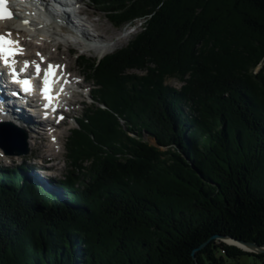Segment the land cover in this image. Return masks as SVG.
Instances as JSON below:
<instances>
[{
    "label": "trees",
    "instance_id": "trees-1",
    "mask_svg": "<svg viewBox=\"0 0 264 264\" xmlns=\"http://www.w3.org/2000/svg\"><path fill=\"white\" fill-rule=\"evenodd\" d=\"M92 2L142 30L80 58L94 103L63 178L0 168V264H264L208 242L264 245V0Z\"/></svg>",
    "mask_w": 264,
    "mask_h": 264
},
{
    "label": "rangeland",
    "instance_id": "rangeland-1",
    "mask_svg": "<svg viewBox=\"0 0 264 264\" xmlns=\"http://www.w3.org/2000/svg\"><path fill=\"white\" fill-rule=\"evenodd\" d=\"M92 3H93L92 0H82L80 3V8L81 9L82 8H88L90 11L95 12L96 13L95 17H93L92 19L102 20V22H104L106 24L107 29H106V32L104 34L105 38L101 39V41L105 42L104 45L102 44L104 47L101 46V47L97 48L95 51H91L88 48H85L83 46V45H86L85 42L83 44L80 43L78 45L75 43H67L66 41L62 40L59 37L58 38L53 37L48 42L49 48H47V49L41 48V50H42L41 53L46 55V57H48V60L57 61V62H60V64L65 63V65L68 66V68L70 70L69 74L74 73V75H87V80H88L89 85H87L84 88V90H83L84 96H82V100L85 103L84 104H76L75 105L76 110L72 113L73 115L70 114V116H67L66 124H61L60 126L56 127L58 129V131L60 132V134H62V135H60V140L58 142L59 146H55L54 150L53 149L50 150L49 148L42 149L41 152L43 151V153H45L44 155H46V157H42V156L38 155V152L35 150L33 151V153H31V151H30L29 155L27 154V155H21V156H18V155L14 156V155H7L3 149H0V167H8V166L18 167L21 164H24L27 167L26 170H28V174H29L32 172L37 173L36 170H32L33 169L32 166L36 164L39 166L40 170H42V171L46 170L45 168H47V170H48L47 172H49V173H47L48 176H46V177H42V175H40V176H41L43 182H48V183L51 182L50 184H53L55 182L57 183L61 178L64 177V175L66 173L69 172V162L67 160L68 157H67V148H66V145L68 142V137L70 136L71 131H73L78 126L77 119L84 116L86 110L89 108L91 103H94L92 94L94 93L95 84L93 83L92 80L89 79L90 72L87 70V68L85 66L81 65V63H79L80 58L86 57V58H88V60H91V61L99 60L102 58V56H100V54L102 52H104L107 55V54L114 52L116 49L118 50L122 47H126L129 44V42L131 40H133L135 35L142 30L141 23H138V25H136L134 27H132V25H128L125 28H118L116 25H114L109 20L107 13L104 12V10L102 8H100L99 6H95ZM86 17H87V15H86ZM92 19H90V20H92ZM90 29H91V33L94 35V37L102 32V30L98 31L95 27H91ZM124 34H127V37L125 36L124 38L120 39V43H118V45L116 44L115 46H111L113 41H116L117 39L121 38L122 36H124ZM17 36H18V39L22 40L25 44H27V46L32 44V42L29 41V40H32L31 37L25 36V34H18V33H17ZM52 40H54V41H52ZM56 41L57 42L59 41L62 44V45H60L59 49H58V47H54V45H56ZM40 42H42V41L40 40ZM42 43H44V41ZM105 44L107 47L106 49H105ZM69 47H71V51H69ZM32 53H34V55H33L34 58L36 60H38L37 58H39V56H36V49H33ZM81 69H82V71H80ZM76 70L78 71V73ZM132 73H137V74L141 75V74H144L145 71L133 70ZM76 80L78 81L79 78H77ZM167 83L172 85L174 88H177V89L181 88V86L183 85V82H181L178 79H173V78L168 79ZM25 130H28V128ZM144 139L146 141L150 142L151 144H154V145L156 144V140L147 134L144 135ZM55 142L56 141H54V143ZM47 143H49V142H47ZM54 151L56 153L58 152L59 159H55L54 157L50 156V155H52V153ZM47 162H48V164H44ZM53 163H56L57 166H56V168L51 169L49 166ZM41 166H43V168ZM49 175H51L52 178H50ZM41 185H42V183H41ZM50 187H53V186L51 185ZM226 264H261V262L257 258L253 257V255H243L240 257V259L238 261H236L235 259H229Z\"/></svg>",
    "mask_w": 264,
    "mask_h": 264
},
{
    "label": "bare ground",
    "instance_id": "bare-ground-1",
    "mask_svg": "<svg viewBox=\"0 0 264 264\" xmlns=\"http://www.w3.org/2000/svg\"><path fill=\"white\" fill-rule=\"evenodd\" d=\"M79 5H80V3H79ZM68 7L69 6H66V8H68ZM81 11H82V14L85 16L84 19L88 21L90 27H95L98 31L102 30V32L95 37L93 36V34L86 35V37L84 39L85 44L89 47L93 43H97V44L103 43L104 44L105 42L101 41V39L105 38L104 34L106 32V29H107L106 24L104 22H102V20L92 19L93 17H95L96 13L93 11H90L88 8H82ZM35 12H36L35 9H33L32 7H29V8L22 10V12H20V13L18 12L16 15V18L12 19L11 21L6 22V23H0V32L6 33L7 31H10L11 37H14V40L18 41L17 45L24 49L23 50V56H25V59H24L25 62L29 61L30 59L35 60V58L33 56L34 53H32L33 49H36V56H37L38 52L42 51L41 48H45V49L49 48L48 42L53 37L54 38L59 37L62 40L66 41L67 43H74V42H71L69 39L66 38V35H68V33H71L70 31H72L70 26L64 25L63 30H62L61 28H58L55 25H48L45 21L38 18V16H36ZM86 15H87V17H86ZM90 19H92V20H90ZM24 21H28V23H32V25L35 24L36 26L26 25L24 23ZM17 33L18 34H25V36L31 37L32 40H29V41H31L32 44L27 46V44H25L22 40L18 39L19 35L17 36ZM125 36L127 37V34H124V36H122L121 38L117 39L116 41H113L111 46H115L116 44L118 45V43H120V39L124 38ZM40 40L42 42L44 41L45 44L40 42ZM52 41H54V40H52ZM60 45H62L61 42L56 41V45H54V47H58V49H59ZM106 48L107 47L105 46V49ZM69 51H71V47H69ZM42 56H46V55L43 54ZM42 56H40V58ZM40 58H38V60H40ZM48 63H58L59 64L58 66L60 69V74L64 73L66 70H69L68 66H66L65 63L60 64V62L52 61V60H48ZM80 71H82V69ZM77 73H78V71H77ZM78 76H81V77L84 76L85 77V79L81 83V85H79L80 81H78V85L80 86V88H85L87 85H89L88 80H87V75H74V73L69 76L71 79V82L73 84H74V78H78ZM82 96H84L82 93H76V94H71L70 92L68 93V96L65 99L66 108H64V110L67 111L68 116H70V114H72L76 110L75 109L76 104H84L85 103L82 100ZM7 107H8V109H10L8 104H7ZM9 113H11V112H9ZM63 114H64V112L62 111L59 114L57 113L56 115L59 116V115H63ZM24 115H25V113L21 114L20 116H21L22 120L25 121V123L27 124L26 128H28L29 131H33V133L29 134L30 139L28 138V143H29L28 147H29L31 153H33V151L35 150L38 152V155H40L42 157H46V155H44L45 153H43V151L41 152V150L44 148H49L50 150H52V149L54 150L55 146H59L58 142L60 140V135H62V134H60V132L58 131L57 128L52 130V131L50 130L51 132H50V134H48V132L46 131L47 126L45 127L43 124H41L42 121L36 120L37 117L32 118L29 115H25V116ZM54 119H56V118H54ZM25 131H27V130H25ZM54 141H56V142L54 143ZM47 142H49V143H47ZM50 156L54 157L55 159H59L58 152L56 153L54 151L52 153V155H50ZM56 166H57L56 163H53L49 167L51 169H54V168H56ZM41 167L43 168V166H41ZM32 168H33L32 170H36L37 173H35V172L29 173L30 175L28 177L27 176L26 177L29 180L33 179V180H36L37 182L40 181L39 183L40 184L42 183L41 186H43V187L51 188L50 187L52 185V184H50L51 182L50 183L43 182V180L40 176V175H42V177L48 176L47 173H49V172H47L48 171L47 168H45L46 170L42 171V170H40L39 166L36 164L33 165ZM49 176H50V178H52L51 175H49Z\"/></svg>",
    "mask_w": 264,
    "mask_h": 264
},
{
    "label": "water",
    "instance_id": "water-1",
    "mask_svg": "<svg viewBox=\"0 0 264 264\" xmlns=\"http://www.w3.org/2000/svg\"><path fill=\"white\" fill-rule=\"evenodd\" d=\"M28 138L27 135L22 134L20 136H17L14 130H12L11 127L8 125H0V148L6 151L8 155H29L30 149L28 147ZM214 239L224 241L225 243L229 245H235L238 246L240 249H242L245 252L253 253L255 255L264 253V245H259L254 242L250 241H239L238 239H235L231 236H225V235H214L211 237L209 241H212ZM208 242L204 243L200 248L194 249L193 255L197 260L196 253L204 249ZM196 264H199L198 262Z\"/></svg>",
    "mask_w": 264,
    "mask_h": 264
},
{
    "label": "snow or ice",
    "instance_id": "snow-or-ice-1",
    "mask_svg": "<svg viewBox=\"0 0 264 264\" xmlns=\"http://www.w3.org/2000/svg\"><path fill=\"white\" fill-rule=\"evenodd\" d=\"M6 4V0H0V20L3 19H10L12 18V13L4 6ZM25 24L28 23V21H24ZM18 44V41H14L11 39V33H8L7 36L5 35H0V59H2L3 64L5 66H8L11 68V74L13 77V81L14 82H20L19 81V76L17 73V70L15 69L14 65L12 63H10V58L14 57L17 54H20L17 49L15 47H13L14 45ZM43 59V57H42ZM28 62H25V68H27ZM58 68L57 65H52L49 64L48 65V72L46 74L45 77V81H44V88L42 89L43 94H44V98L49 102L48 104H45L44 107L48 108L49 105L52 102L53 96L51 95V83L47 78V75H55L54 69ZM35 71L37 74H39L41 72V67L39 64L35 65ZM23 84V91L25 93L31 91V85H30V81L28 79H24L22 81ZM15 94V93H14ZM2 111V110H0ZM62 118V117H61Z\"/></svg>",
    "mask_w": 264,
    "mask_h": 264
}]
</instances>
